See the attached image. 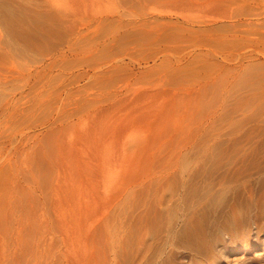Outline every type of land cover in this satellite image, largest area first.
Returning a JSON list of instances; mask_svg holds the SVG:
<instances>
[{
  "label": "rangeland",
  "instance_id": "374dc122",
  "mask_svg": "<svg viewBox=\"0 0 264 264\" xmlns=\"http://www.w3.org/2000/svg\"><path fill=\"white\" fill-rule=\"evenodd\" d=\"M238 196L264 220V0H0V264H258Z\"/></svg>",
  "mask_w": 264,
  "mask_h": 264
},
{
  "label": "bare ground",
  "instance_id": "6f19581e",
  "mask_svg": "<svg viewBox=\"0 0 264 264\" xmlns=\"http://www.w3.org/2000/svg\"><path fill=\"white\" fill-rule=\"evenodd\" d=\"M137 21V20H136ZM141 21V20H140ZM132 22H134V21H132ZM206 22V21H205ZM141 23V22H140ZM143 24V23H142ZM146 24V23H145ZM136 26H138V25H136ZM134 28V27H133ZM203 28H205V27H203ZM176 172H178V170H176ZM240 196H238V198H239ZM213 198H215V197H213ZM221 199L223 198V197H220ZM218 196H217V198L214 200V199H212L211 198V202H214V201H216L217 199H220ZM242 198V197H241ZM220 199V200H221ZM243 199V198H242ZM242 199H238L237 200V205L235 206V207H233L231 210H230V212L228 213V220L230 221V226H229V229L230 228H235V229H237V233H235L234 235H235V237H237V236H239V234L240 233H242L243 234V232L244 231H246L247 229H248V227H251V224H252V222H251V220H252V218L254 219V222L255 223H257L258 225H257V228H258V230H257V234H259V233H264L263 232V229H264V220H263V218H262V216L260 217V214L259 215H257V217L259 218H254L255 217V215H254V217L252 216V214H251V212H253L252 211V202L250 203V201L248 200V199H244V200H242ZM224 200V199H223ZM217 201H219V200H217ZM216 201V202H217ZM221 202H224V201H222L221 200ZM220 202V203H221ZM217 204V203H216ZM215 204V205H216ZM219 204V203H218ZM215 205H213L212 203L210 204L209 203V206H207V208H206V211H205V215H209V213L210 214H213L212 212L213 211H215ZM254 210V209H253ZM195 225H197V224H195ZM96 227H97V229H102L103 228V225H102V223L100 222V223H98L97 225H96ZM198 228H201V227H199V226H194V224L193 223H188V224H186L183 228H182V233L181 232H178V234H180V239L182 238L185 242L187 241L189 244H193V243H191V242H193V241H200L201 240V235H200V232H198ZM251 233V232H250ZM246 234H247V232H246ZM132 235H133V237L135 236V235H137L136 233H135V231L133 230L132 231V234L131 235H128V242H130V239H131V237H132ZM233 235V236H234ZM241 235V234H240ZM248 235V234H247ZM232 236V237H233ZM243 236V235H242ZM246 236V235H245ZM244 236V237H245ZM247 238V237H246ZM180 241V240H179ZM178 241V242H179ZM182 241V240H181ZM184 241H182V242H184ZM182 242H179V243H181V245H182ZM187 242H186V244H187ZM195 242V243H196ZM201 242V241H200ZM248 241H246V243H247ZM179 243H178V245H179ZM246 243L244 244V245H246ZM185 243H183V246L184 245H186ZM197 244V243H196ZM180 245V246H181ZM188 245V244H187ZM198 245V244H197ZM195 246V245H194ZM118 247H123V244H120V245H118ZM186 247V246H185ZM204 247H206V246H204ZM264 247V246H263ZM195 248V247H194ZM195 250V249H194ZM188 251V250H187ZM196 251V250H195ZM198 251V250H197ZM192 252V251H191ZM101 264H105V263H101ZM258 264H264V261L263 262H261L260 261V263H258Z\"/></svg>",
  "mask_w": 264,
  "mask_h": 264
}]
</instances>
